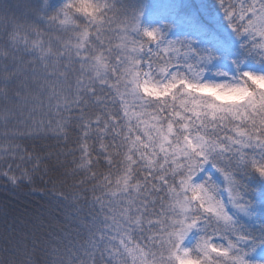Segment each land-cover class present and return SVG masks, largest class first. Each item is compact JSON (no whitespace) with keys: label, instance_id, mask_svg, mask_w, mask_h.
<instances>
[{"label":"snow or ice","instance_id":"snow-or-ice-1","mask_svg":"<svg viewBox=\"0 0 264 264\" xmlns=\"http://www.w3.org/2000/svg\"><path fill=\"white\" fill-rule=\"evenodd\" d=\"M219 3L264 53V0ZM211 59L114 0H0V176L20 187L63 168L71 190L45 194L82 221L38 264H262L248 256L264 235L232 209L248 213L240 174L264 177V74L205 81ZM209 160L223 183L198 179ZM9 215L0 264H37Z\"/></svg>","mask_w":264,"mask_h":264},{"label":"trees","instance_id":"trees-1","mask_svg":"<svg viewBox=\"0 0 264 264\" xmlns=\"http://www.w3.org/2000/svg\"><path fill=\"white\" fill-rule=\"evenodd\" d=\"M62 2V0H60ZM117 6H123L127 10H135L139 4L138 0H114ZM145 6L150 8L144 15L145 21L158 20L166 25H179L186 29V33L172 40L191 41L193 46L199 43V47L203 52H211L219 57L234 61L236 64H249L253 66L264 67V53L262 50L254 49L252 41L247 34H235V38L228 36L224 31L220 30L215 23L209 19V15L215 14L217 11H223L219 0H204L208 10V14L200 10L194 0H160L159 3H154V0H144ZM228 3H239V0H227ZM225 21L226 17L223 13L221 17ZM118 42V41H116ZM155 49L154 44L152 45ZM156 52L155 50H153ZM243 72L240 70L238 75ZM48 146V151L56 150V141L50 139L39 142ZM26 146L31 147L32 142H25ZM63 159V158H61ZM68 159H71L69 157ZM214 171H218L214 167L211 160L207 162ZM70 167V166H69ZM100 171L107 172V169L102 165ZM63 168L49 171L47 175L42 176L36 174L35 181L32 184H23L16 187L10 184L5 177L0 176V249L3 248L2 233L4 228L3 213L7 211L10 215L8 222H12V217H18L17 231L18 236L24 237V242L31 249L35 244L34 260L37 264L43 258L42 249L49 244L50 240L60 238L61 234L75 235L76 231L81 229L78 227L81 220L69 223L63 212L57 208L56 202L51 200V196L45 193H50L53 185H57L58 191H63L67 194L71 189L68 187L73 183V178H68L67 183L63 188H60V181L64 180L62 173ZM19 173H17L18 175ZM242 182L246 186L242 193L244 200L249 202L248 208L253 209L256 213L255 222L248 224L245 221H237L247 232L255 236L264 235V211L257 210V207L264 206V177H260L255 173L241 174ZM82 175L75 177V180L82 179ZM115 177H113V180ZM217 183V177L214 178ZM179 180V177H177ZM90 187V185H86ZM225 188V187H224ZM91 193H88V198L91 199ZM25 210H27L25 212ZM85 212L87 208L85 207ZM24 214L21 216V214ZM84 213H81L82 217ZM201 235L199 228H194L186 238V245L191 246L195 240ZM4 253L0 250V257ZM248 258L252 261H260L264 264V260L253 255L252 252Z\"/></svg>","mask_w":264,"mask_h":264},{"label":"rangeland","instance_id":"rangeland-1","mask_svg":"<svg viewBox=\"0 0 264 264\" xmlns=\"http://www.w3.org/2000/svg\"><path fill=\"white\" fill-rule=\"evenodd\" d=\"M195 4H197V7H199L200 10L204 11L206 14H208V10H206L207 6L204 2V0H194ZM160 0H154V3H159ZM138 4L139 6L135 9L136 11H139L141 13V26L142 27H147V28H160L161 31L163 32L164 38L167 39H171V38H177L179 36H181L182 34L186 33V29H184L183 27L179 26V25H166L164 26L163 23H161L158 20H154V21H145L144 19V15L145 13L148 11V7L145 6V2L144 0H138ZM222 11H217L215 14L209 15V19L212 20L215 25L222 31H224L228 36L235 38V34L236 32L230 27L229 22L227 20V18L224 20L221 19V17L223 16ZM196 49L201 52V53H208L211 55L212 59L210 61H207L206 63H203L201 66L204 68V71L201 73L202 79L205 81H213V82H232L235 79H238L240 77V75H238V73L240 72V70L242 72L244 71H252L255 73H261L264 74V67L261 66H253V65H249V64H236L234 61L232 60H228L226 58L223 57H219L217 54H213L211 52H203L202 48L199 47V43H196ZM155 47V45H154ZM163 45L161 46V49H163ZM177 47H179V45H177ZM155 51H157V49H153ZM183 53V49L181 50V54ZM162 55H166L165 53H162ZM191 62V61H190ZM172 64L176 65L179 64L180 65V70L183 71L184 70V62L183 60H178L173 58L172 59ZM211 175L213 178H215V176L217 177V179L219 181H223V176L222 174H220L218 171H214L211 166L206 163L201 172L198 173V179H203L205 176H209ZM223 198H227V187L225 186L224 188V193H223ZM257 210H263L264 211V206L263 207H257ZM233 215L235 217V219L238 221H245L248 224H253L255 222V218H256V213L253 209L248 208V213H243L240 212L237 209H232ZM192 232V231H191ZM190 232V233H191ZM189 233V234H190ZM188 234V235H189ZM253 255H256L258 257H260L261 259L264 260V245H261L259 247H257V249L252 252Z\"/></svg>","mask_w":264,"mask_h":264}]
</instances>
